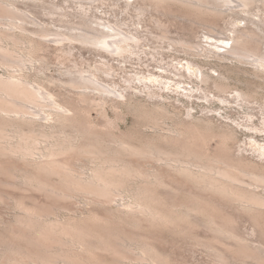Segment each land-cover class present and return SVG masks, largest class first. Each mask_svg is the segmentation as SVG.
<instances>
[{"label": "bare ground", "instance_id": "6f19581e", "mask_svg": "<svg viewBox=\"0 0 264 264\" xmlns=\"http://www.w3.org/2000/svg\"><path fill=\"white\" fill-rule=\"evenodd\" d=\"M88 1L89 10L83 0H79L81 21L78 24L75 21L72 23L73 20H66L67 15L66 21H62L71 30L79 31L78 34H56L46 27L37 28V36L54 37L50 41L57 44V49L63 56L72 54L71 50L65 49L67 44H63L69 42L70 45L75 41L101 53L102 58L95 61V65H92L93 62H85L87 67L70 70V79L62 82L76 90L77 98L69 100L66 96L67 100H63L45 86L30 84L21 74L7 77L0 75V161L5 159L10 162L6 166L0 163V175L9 179V184L18 183L29 191L42 193L58 201L84 197L90 200V204L105 207L107 203L117 204V196L127 197L116 208L120 215L130 218H125L129 222L133 220L132 224L134 222L143 225L144 222L155 227L175 229L185 226L187 231L195 224L192 220L194 215L204 217L216 241L236 240L237 248L232 249L234 247L229 246L235 255L252 259L256 264H264V251L261 246L253 247L244 243L234 227L230 226L229 218L227 220V217L222 216V220L225 218L228 222H220L214 214L215 211L213 210L214 215L211 211L213 200L217 201L218 198L228 203V206L231 204L230 206L238 207L249 215L255 225L264 224V151L256 152L258 155L251 158L245 155L246 148L239 146L235 150L233 145L238 144L237 128L224 125L225 123H215L214 114L222 116L220 110L205 108L203 116L198 117L194 114V105H186L184 100L191 104L195 99L212 104L219 95L224 97V102H228V98H234L235 104L240 108L250 109V106L259 103V92L256 89L251 91L233 88L231 77L221 72L213 77L204 68H201L199 76L196 75L197 82L193 80L195 76H187L188 82L186 75L173 63H167L170 69L160 66L159 73L135 68V71L129 73L125 66H120L119 70L125 71L119 77L118 68L108 59L117 57L125 63L131 62L132 57L143 54L141 50L147 38L156 41L155 43L181 47V51L184 50L192 56H215L220 62L236 61L241 66H252L253 73L250 74L261 78L264 77V37L247 27L229 29L231 34L225 38V33L220 32V28L218 30L220 26H211L208 22L211 26L208 35L201 37L196 29L190 28L185 29L186 36L175 39L160 19L152 22L159 34L149 30L147 35H142L136 23L133 24L136 28L131 29V24L127 22L103 20L91 15V9L100 0ZM131 1L126 2L129 11L132 9L129 7L141 1L135 7L137 16L141 18L153 8L156 12L163 11L167 15H173L172 17H177L178 14L188 17L192 26L198 21L203 23L211 20L212 24V21L227 18H232L231 25H236V21L241 19L252 22V18L241 15H252L254 8H264V0ZM61 10L63 8H59V12ZM21 11L5 0H0V63L16 65L19 68L27 60L17 56L14 50L6 48L3 42L5 39H11L18 45L21 42L16 30L26 31L23 22L29 21V16ZM45 11L48 15L56 12L52 7H45ZM4 18L8 23H4ZM141 18H138L139 24ZM262 23L264 24V19ZM3 24L9 28H2ZM24 42H28L30 51L37 55L47 47V40L42 38L32 37ZM221 42L224 44H220ZM218 49L224 52H217ZM159 50L163 52V48H156L153 53L154 58L157 54V60L159 57L163 58L159 56ZM238 69L242 70L240 66ZM243 71L245 74L250 72L244 68ZM108 108L113 113L114 120L106 131H101L89 114L92 111H107ZM259 108L264 120L263 102ZM127 114L136 118V131L132 134L118 133L116 130H120L118 126L121 122H126ZM246 116L247 122L235 120L234 123L237 127L245 125L254 130V114L247 110ZM217 138L220 140L219 149L213 152L210 143ZM71 158L85 160L86 164L79 167L69 162ZM166 178L189 183L188 186L193 185L199 193L188 194V198H181L182 200L174 197V201H170L160 192L163 186L165 188ZM175 182L178 183L177 180ZM26 189L23 188L24 191ZM17 206L22 213L15 219L22 231L20 240L24 243L19 246L17 242L15 245L6 243L8 240L0 241L5 243V264H129L126 263V255L127 252L133 253L131 245L135 241L129 235L126 237L115 232L116 227L113 231L109 224L104 223L107 227L102 225L104 219H100L103 218L101 214L98 213L99 218L94 216L97 215L94 212L93 216L83 219L60 218L54 221L50 214L35 206L29 207L23 202L17 203ZM147 248L145 247L144 252H139L144 256H140V259L146 262L154 252L148 248L146 253L149 254V250L151 252L147 255L148 258L145 257ZM125 252L126 255L123 254ZM217 253L219 259L224 260L229 252L225 255L222 252ZM134 257L133 262L139 261V256L137 259ZM129 259L131 260L130 257Z\"/></svg>", "mask_w": 264, "mask_h": 264}, {"label": "rangeland", "instance_id": "374dc122", "mask_svg": "<svg viewBox=\"0 0 264 264\" xmlns=\"http://www.w3.org/2000/svg\"><path fill=\"white\" fill-rule=\"evenodd\" d=\"M5 1L10 5L16 6L17 9H20V11L22 10L21 12L25 11V14L29 16L28 18L29 21L23 22V24L26 26L28 31L27 30L21 31L20 29L16 30V33H19L18 36L23 41L20 40L21 42H19V45L15 44L11 39H5L3 42V45L6 48L14 50L17 56L22 57L27 61L26 64L20 68L16 67V65L9 66V64L6 65L0 63V75L7 77L13 74L14 75L21 74L30 84L32 85L34 84L37 87L45 86L46 88L50 89V91L53 94L60 95L61 96L60 98L63 100H65L67 97L69 100L77 98V93H75L76 90L63 84L64 82H67L70 79L68 72L70 70H77V69L81 70V66L87 67L85 62L87 64L89 62L92 64L93 62L92 65H95V61L98 62L97 60L100 61V59L102 58L101 53L98 50L93 49L92 47L83 46L81 45V43L75 41L73 42V44L70 45L69 42H65V44H63V45L67 44L65 46V49L67 48L68 51L71 50L70 54L72 52L71 55L65 56L64 54L63 56L62 54H60V51L57 49V44L50 41L54 39L52 35L51 37L49 36L43 38L37 36L38 35L37 32L38 29H40L41 27H46L49 29L50 32L56 34H58L59 32L69 35L78 34L79 31L71 30V27L67 26L66 23L65 24L62 23V21L73 20L71 21L72 23L75 21L78 24L81 21V17H80L81 8H79V4H81V2H79V0H5ZM105 1L106 2L103 3L100 0L99 4L96 3L94 7L91 9V13H92L91 15L96 16L97 18L99 17V19H103V20L109 19L111 21L119 20L121 23L127 22L131 24V29L136 28L133 26V24L136 23L138 29L140 28L139 31L142 33V35H147L149 30H153L155 34H159V32H156L157 30L155 29V25L153 23L155 20L160 19V21L163 20L162 22L166 24V26L168 27L170 35L175 39H179L181 37L186 36L187 31L185 29H190V28L196 29V32L201 37L204 36V34L208 35L210 32V27L213 25L220 26L218 27V30L220 28L221 29L220 32L225 33V38L227 37V35L231 34V32H229V29L232 28L244 29L247 27L252 28L257 33H259L264 37V24L262 23V20L264 19L263 7L257 9L254 8L253 10L255 11H253L252 15L249 13L241 15L249 19L252 18L254 22L245 21L241 19L239 21H236L237 22L236 25H231L230 22L232 18H227V20L224 19L225 21L224 20H220L217 22L212 21L215 24L213 23L211 24V20H207V21L205 20V22L203 23L201 21H198V23L192 26V23L190 22L188 17L181 16V14H178L179 16L177 17L176 16L172 17L173 15H167L163 11H161L160 13L159 10H157L156 12V9L154 10L153 8L147 11L148 13L146 12L144 17L141 18V16H137V10L135 8L136 6H139L141 4L140 3L141 1H139L137 4H134V6L129 7L132 8L130 11L127 10L126 8L127 0H105ZM134 1L135 0H132L131 3ZM87 2L89 1L83 0V3L86 4L87 9L89 10V4H87ZM114 6H117V8H115ZM45 7L55 8L56 11L55 14L48 15V13H46L45 11ZM59 8H63V10L59 12ZM66 15L68 19H66ZM138 18L142 19L141 24H139ZM4 23H8V20H5V18H4ZM204 23H206V25ZM207 23L211 26H209ZM247 23H249V25ZM221 26L223 27L221 28ZM227 26L229 28H227ZM1 27L4 29L9 28V26L5 24H3V26ZM34 31L35 34L33 35ZM216 35L218 37L221 36V34H216ZM32 37L38 39L42 38L43 40H47L46 43L47 47L45 48L46 50L44 49V51H40L41 53L38 52L39 53L38 55L37 53H32L30 51L31 49L29 47V43L24 42V41H28ZM197 41H199V39ZM155 42L156 41H152L146 38L143 46L144 48H142L141 50L143 54H138L137 56L132 57L131 62L125 63L123 59L117 57L115 58L108 57L110 62L116 66V69L118 68L117 70L121 75V76L119 75V77H122L125 71L123 70L122 72L121 70H119L120 66L121 68L125 66V68H127V71L129 73L133 70V68H135V70L138 69L146 72L152 71L154 73H159L161 71L160 66H165L167 69H170V67L167 66V63L168 64L173 63L175 65H178L179 69L182 70V72L186 75V79L188 82H189V78H187V76H191V78L195 76L193 80L197 82V80H195L197 77L196 75L199 76L201 68H204L205 71L212 74L213 77H217L220 72L231 77L230 83L233 88L237 87L241 90L246 89L251 91L256 89L259 92L258 95L259 103L257 105L253 104V106H250V109L240 108L237 104H235L234 98L233 100H231V98H228V102L227 101L224 102L223 100L224 97L219 95H217V97L215 98V102L212 104H205V102H201L200 100L197 99H195L194 103L191 104L187 102L186 99L184 98L181 99H184L186 101L185 103L186 105H190V106L194 105L195 107L194 114L198 117L203 116V110L205 108L220 110L222 116L218 115L217 113L214 114V116H216L215 123L219 125L225 123L224 125H230L231 127L237 128L238 144L235 143L236 145L235 144L233 145L235 150H237L239 146H242L244 149L246 148L244 152L245 155L247 154V156H250L251 158H255L258 155L256 152H263L264 151L263 148L264 120H263V115L261 114V108L259 107L262 102L264 103V77L255 78V76L251 75L253 73L252 66H248V65L241 66V64L239 65L236 61L225 62V60H223V62H220L217 58H215V56L214 57L211 56L209 58H205L203 56L199 57L195 55L192 56V54H188V53L186 54L184 50L181 51V49H183L181 47H177L179 48L177 49L168 43L161 44ZM220 44H224V42H221ZM156 48H163V52L159 50L160 52L159 56H163V58L159 57V60H157V54H156V58H154L153 53L156 52L155 51ZM217 52H224V50L218 49ZM56 55H59L60 58ZM34 56L37 57L35 58ZM162 60L164 62H162ZM238 65L242 70L238 69L239 68ZM243 68L245 70H249L250 72L248 74H245ZM50 81L52 84L50 83ZM171 95L174 96V94ZM62 96L65 98H62ZM227 97H229V95H227ZM247 110H249V113L254 114L253 122L255 123V126H257V130H255V126H253L254 130H251V127L245 125H243V127H237L236 123H234L235 120H237V122H245V121L247 122V120H245V118L248 117L246 116ZM89 117L90 119L95 121V124L96 126L98 125L99 129H102L101 131H106V129L109 128V126L114 120V115L109 108L107 111H100V112L92 111L89 114ZM126 118H127L126 122H121L120 125L118 126L120 130H116V131L118 133L132 134L133 132L136 131L137 128L136 118L132 114H127ZM249 125L251 126V124ZM219 145H220V140L217 138L212 140V142L210 143V148L213 152H217L219 149ZM69 162L72 164H77L79 167H84V165L86 164L85 160H76L74 158L69 159ZM0 163L6 166L10 162L4 159L1 160ZM153 165L154 164H152L151 166L153 167ZM165 180H166L165 188H163L164 187L163 186L162 187L163 189L161 188L160 192L162 193L163 197H166V199L170 201H174V197L175 199L176 198L178 199V197H180L178 200H182L181 198L183 199L188 198V196L191 195L192 193H199V191L195 190V187L193 185L190 184V186H188L189 183H186L182 180L171 179V178H166ZM172 180L174 181V183ZM175 180H177L178 183L175 182ZM7 181L11 182L6 177L0 175V239H2L0 240L1 242L8 240L7 242L6 241L5 242L12 243L15 245L17 242V245L23 246L24 242L23 240L22 241L20 240L22 238L21 237L22 231L21 228H19L20 226L18 227V224L16 223L17 219H15V217L19 216L22 213V210L20 209L19 206H17V203L23 202L29 207L35 206L40 211L50 214L51 219L54 221L60 218L61 219L63 218L62 220H71L74 218L83 219L88 216L89 217L93 216L94 212L97 213V215H94L97 217H98V213L101 214V217L103 216V218L100 219H104V221L101 220L103 223L100 221L102 225L106 226L104 223H106L107 225L109 224L108 226L109 228L111 227L112 230L116 227L115 228L116 230L114 229L115 232L117 233L119 232V234H122L126 237L129 235V238L133 239L132 241L136 242L137 245L134 244L135 242L132 243L133 249L131 245V252H133L131 254L135 256V257L133 256L135 259H137L138 258L137 256H139L138 259L141 262L137 260H134L133 262L132 260L133 257H131L132 255L128 254L129 252H127L126 255L125 252L123 254L126 255V257H128L127 260L129 261L128 262L127 260H125V262L127 261L126 263L129 264L131 263L132 264L134 263L135 264L138 263L139 264H224L225 262L226 263L228 262L227 264H244V263L256 264V262L252 261V259L249 260L248 258H243V257L241 258L239 255L238 256L237 254L235 255L234 252L230 250L231 248H229V246L234 247L232 249L238 247L236 240L228 239L221 242L216 241L214 239V234L212 233V230L210 231L211 228L208 225V223L205 222L204 217L202 218L201 216L194 215L192 220L194 221L195 224L194 226H192L191 228L192 230L188 229L189 231L185 230V226H180L181 230L180 227H178L179 229L177 228L178 229L177 230L175 229V227H170V228L166 226H165L166 228H163V226L155 227L149 225L148 223L145 224L144 222L143 225L141 223L134 224V222L132 224L131 222L133 220L129 222L127 219L130 218H127L124 215L123 217L117 211L118 203L123 202V198H127V197L121 198V196H117V198H119V200H117L118 202L117 204H115V202L107 203L105 204V207H103L104 205L100 206L98 204H93V203L90 204L91 203L90 200L89 199L87 200L84 197H77L67 201L53 200L48 198L46 195L42 193L35 192L33 190L29 191L24 186H21L18 183L17 184L15 183L14 185L13 183H10L11 184L10 185L9 182ZM23 188L26 189L27 191H24ZM172 188H174V190ZM230 205L228 206V203L218 200V198L217 201L216 199H214L212 203V207L214 209L212 208L211 210L212 214L215 211L214 214L217 216L218 221L220 219V222H224L226 219L228 220L229 218V220H231V223L229 222V224H231L230 226L234 227L236 234L244 243L252 245L253 247L261 246L260 248L264 251V224L259 226L255 225L249 215L241 211L238 207H234ZM115 210L117 211V215ZM113 212H115V214H112ZM121 216L123 217V219ZM222 216L227 218L226 219L224 218L225 220L223 219L224 220L223 221ZM113 219L115 222H113ZM110 223L111 225L112 224L113 225L111 226ZM181 231H183V233ZM10 232L15 233L16 236L14 234H11ZM18 232L20 235L18 234ZM10 235H12V238ZM17 239L21 243L17 241ZM1 242H0V252L1 251L2 252L0 254L1 256L0 264L2 263L5 264V261H3L5 260L3 259L5 257L4 255L5 243H1ZM143 245L146 248L148 246L149 249L154 251V252L152 251L153 254L151 253L150 255L151 250H149L150 252L149 254H147L148 253V248H147V250L145 251V253L146 252L147 253L146 254L143 253L145 254V257H147V255H150L149 260L147 259L149 262L140 259L142 256L139 254V252H144L145 249ZM213 251H215L214 254H212ZM217 252L220 253L222 252L224 253V255L227 252L229 253L225 255L226 259L223 260V259H219ZM151 256L154 258L152 259ZM129 257L131 258V260L129 259Z\"/></svg>", "mask_w": 264, "mask_h": 264}]
</instances>
